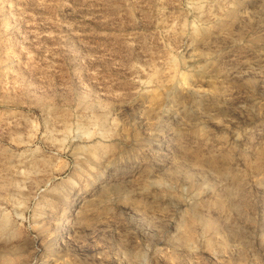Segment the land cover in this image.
I'll return each instance as SVG.
<instances>
[{
    "label": "rangeland",
    "instance_id": "1",
    "mask_svg": "<svg viewBox=\"0 0 264 264\" xmlns=\"http://www.w3.org/2000/svg\"><path fill=\"white\" fill-rule=\"evenodd\" d=\"M0 264H264V0H0Z\"/></svg>",
    "mask_w": 264,
    "mask_h": 264
}]
</instances>
